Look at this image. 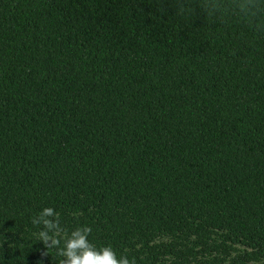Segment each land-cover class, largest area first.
Masks as SVG:
<instances>
[{"label": "trees", "instance_id": "1", "mask_svg": "<svg viewBox=\"0 0 264 264\" xmlns=\"http://www.w3.org/2000/svg\"><path fill=\"white\" fill-rule=\"evenodd\" d=\"M253 3L0 0V264L86 227L136 264H264Z\"/></svg>", "mask_w": 264, "mask_h": 264}, {"label": "clouds", "instance_id": "2", "mask_svg": "<svg viewBox=\"0 0 264 264\" xmlns=\"http://www.w3.org/2000/svg\"><path fill=\"white\" fill-rule=\"evenodd\" d=\"M262 5H264V0H254L251 7L259 10ZM253 15H256V13H253ZM254 30L264 32V24H256ZM53 214V208L43 209V215L52 216ZM45 224L51 227L50 221L46 220ZM91 231L90 227H86L72 232L71 238L66 240L64 248L58 253V255L65 257V259L60 261V264H136L134 259L130 262L128 258L118 256L111 246L97 248L89 240ZM39 237L47 250L58 248L60 245L58 235L50 237L46 233L41 232ZM42 255L48 256V251L43 252Z\"/></svg>", "mask_w": 264, "mask_h": 264}]
</instances>
